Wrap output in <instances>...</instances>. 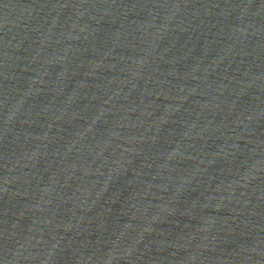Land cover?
<instances>
[{
	"label": "water",
	"instance_id": "water-1",
	"mask_svg": "<svg viewBox=\"0 0 264 264\" xmlns=\"http://www.w3.org/2000/svg\"><path fill=\"white\" fill-rule=\"evenodd\" d=\"M264 28V0H0V131Z\"/></svg>",
	"mask_w": 264,
	"mask_h": 264
}]
</instances>
